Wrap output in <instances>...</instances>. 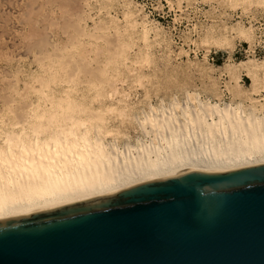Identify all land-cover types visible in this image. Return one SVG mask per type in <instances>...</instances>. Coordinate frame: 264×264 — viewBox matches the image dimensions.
<instances>
[{"label":"bare ground","instance_id":"bare-ground-1","mask_svg":"<svg viewBox=\"0 0 264 264\" xmlns=\"http://www.w3.org/2000/svg\"><path fill=\"white\" fill-rule=\"evenodd\" d=\"M0 2L2 1L0 0ZM122 2H123L122 6L124 8L123 15L125 18L123 19L126 20V23L129 26H131V28L134 29V33H132L131 31L133 35H135L136 37H139L140 39L142 38L145 45H150V41L158 42V39H160V41H163L161 34L159 33L160 29L157 26L159 23H156L153 20L152 21L149 20L148 15L145 14V11L142 6L137 4L135 0H122ZM1 4H0V7H1ZM25 5H27V3ZM56 6L58 7L57 4ZM38 7L37 9L35 8L37 11H35L34 9V12H33L32 10L33 14H35V12H39ZM53 7L54 6H52V8ZM84 7H86V5ZM160 8H162V5ZM30 9H32V6ZM40 9L41 8H39V10ZM3 13L5 14V12ZM16 13H19V12L16 11ZM16 13L13 12V15L14 14L16 15ZM32 13H30V15H32ZM66 15L69 16L68 13L65 14V16ZM81 15H84V14L81 12ZM28 16L29 14H27L26 19L28 18ZM58 16L60 15L58 14ZM73 16H71V19L73 18ZM77 16L80 17V14H77ZM41 17L43 18V16ZM51 17L52 15L50 16V18ZM140 17L142 18L139 19ZM6 19H8V21L11 20L10 18H6ZM110 19L113 21L111 22V24L113 23L112 25L113 28L115 30L118 29V35H124L125 34L124 32L127 33L126 28L128 27L124 28V30H120L121 26L119 27V24L122 20L118 19L117 15L116 17L112 16ZM30 20L28 21L30 22ZM56 21H57V18H56ZM75 21L76 20H74V22ZM22 22L24 21L22 20ZM14 23L16 24V22ZM150 23L152 25H150ZM25 24L22 26H26ZM7 25L9 26L10 24H7ZM40 25H41V22H40ZM84 26L85 25H83V27ZM94 26H95V23H94ZM238 26H239L238 28H234L231 30L233 31L232 33L233 38L231 40L230 38L226 37V39L217 40L218 42L216 41L219 45L218 48H221L223 50H228V48L233 49L234 46H233L232 40L234 39L244 40L246 42H252L253 34H252V31H250V29L255 31L253 24L249 28H245L244 25H241L240 23L238 24ZM65 28H66L65 30H67V27ZM88 28H90V26H88ZM34 29H35V26H34ZM81 30H85V29L82 28ZM99 31L101 32V30ZM115 33L117 34V32ZM62 34H66L67 36V32H62ZM88 34L90 33L88 32ZM43 35H44V32H43ZM43 35L41 37L42 38L41 40H37L35 36V39H34L35 42L33 46H31L32 44L30 45V47H32L34 50L39 51L38 52L39 55L48 54L46 52L44 53V50L46 51L44 47L48 44L50 45V41L52 40L51 39L52 37L51 38L48 37L50 34H47L45 36ZM151 35L154 36L153 40H150ZM7 36H5L4 38H6ZM31 36L32 35L29 36L30 37L29 41L31 40ZM89 36H91V34ZM18 37L17 39H19ZM206 37L207 36H205V40H207ZM115 39H116V36H115ZM2 41L3 40H1V43ZM25 41L23 40L22 43L25 44L24 43ZM103 42L106 43L105 41ZM5 43L6 45H8L7 41H5ZM30 43H32V41L29 42V44ZM72 43L70 40L69 44H72ZM122 43L124 44L123 41ZM84 44L82 43V45ZM4 45L5 44L3 43L2 48H4ZM107 45L109 44H106V46ZM25 46L23 45V47ZM124 46L126 45L125 44L122 45V47ZM5 49H2V50H5ZM54 49L55 48H53V50ZM141 49L142 48L140 47V50ZM23 50L24 49H21V51ZM32 50L30 48L31 52ZM59 50H61V53H62V48L58 49L57 52ZM12 51L13 50H11V52ZM51 51H49V53ZM106 51H108V53L110 52V50L108 49ZM9 52L7 54L8 58L10 57ZM121 52L118 54V57L119 55H121ZM53 53L54 51L51 52L53 57L57 55L60 58L62 57L60 56V54L56 55ZM95 53L100 54V50L98 51L96 50ZM11 55L13 56V54ZM135 58H137V56H135ZM127 59L128 58H126V60ZM129 59L132 60L131 57ZM260 59L259 60L249 59L246 61H241L237 64L234 63L235 65H230V64L225 65L227 74L229 72V74L232 77L231 80L234 77L238 78L237 75L242 74V73H244L251 80V86L249 90H246V91L242 90L241 88L242 86H240L238 83L235 84L236 85L235 87H233L234 90L232 89L233 92L231 93L234 94L235 98H239L241 100L240 103L238 104L236 103L235 106L229 105L225 108H222L218 103H217L218 105H215V104L213 105L212 102L210 101L204 102L201 99H195L197 96H199L198 94H189V93L187 94L186 93L188 96L187 98L188 101L189 102L193 101L194 107L190 108L188 105H186L183 108L182 105H180L178 101H175L178 103L173 104L174 107L172 106L173 107L172 109L175 110L178 108L180 109L181 112L177 113L176 110L166 111L164 108L163 112L165 111L166 113H163L160 111L159 107L156 108L155 106L150 105L149 106V110L151 111L150 115L152 114L153 115L151 116V118L147 117L146 115L145 121H141L139 119V116L141 112L143 111V109H141L136 103H134V101L132 102L130 96L121 95L123 94L122 90H121L122 93L119 92V89L122 86L121 87L119 86L120 88L116 86L118 82L115 83L116 81L114 80H116V78L113 76V72L115 69L111 70L112 71L111 74L115 79L109 75L110 71H108L107 68L110 64H112L110 59L107 60L106 63L103 65L100 61H99L100 64L99 62L97 64L96 63L93 64L90 61L88 62L85 59H81L78 61L76 60L77 63L73 62V64L68 62L65 64L60 63L58 65H53V66H57L61 68L60 72L62 69L65 70L64 73L66 77H63V80L61 81L62 83H65L66 85H63V84L61 86L59 85L57 89L56 88L52 89L50 93H41L40 92L41 90L39 91L36 88H33L34 90L29 89L28 90L29 92L26 90L27 93L25 94L27 95L24 96V95H20V92L18 91L19 96L23 97L21 99L25 100L24 102L20 101L21 100L20 97H17L15 99L12 98V96L10 95H12L14 92L11 91L12 89L10 90L7 86L6 88L9 89L10 90L9 92H12V94L10 93L9 96L4 95V97H1L2 95H0V98H1L0 116H2L3 113L6 112L7 110L8 111L12 110V112L14 113L13 115L15 117H14L13 123L10 122L9 124H6L5 128H2L0 126V221L13 218L16 216H20V215H23L28 212L38 210L41 208L114 195L116 193H119L133 186H136V185L148 182V181L167 179V178H170L174 175L180 174L188 170H198V171H205V172H224V171L235 170V169H240L244 167L264 164V96L262 99L255 98V96L261 95V92H260L261 90H264V86L263 88H260V86L264 85V59L263 60L262 59L260 60ZM61 60H59V62ZM38 62H39L38 63L39 65H37L36 63L37 69L33 70L32 68V70L29 73H27V75L28 76L30 75L31 77H33L34 82L37 81V82H40V84H43V83L45 84L46 81L44 77H43V80H42V77H35L39 73L44 72L43 70H45L46 68V64L45 66L41 64V62L44 63V61H41V62L38 61ZM193 64L195 66L194 62ZM112 65L114 68L116 67L114 64ZM126 66L128 68L127 69L128 71L132 72L133 70H135V68L134 69L130 68V65H126ZM126 66H125V69H126ZM47 69H48V64H47ZM117 70L119 71L120 69L116 67V71ZM61 73L64 75L63 72ZM81 73H83L85 76H83ZM104 74H105V77L103 76ZM106 75H108L109 77ZM12 76L15 77L14 75ZM79 77H81L79 80L83 82L81 84V86L82 85L83 86L80 87V84L75 83L77 84V86L75 85L76 90L72 89L70 84L72 82H75L76 80L79 81L78 80ZM102 77H104L105 79ZM141 77L139 78V80L141 79ZM144 77H145V74H144ZM64 78H66L68 81L64 80ZM112 78L114 79L113 83L110 82L112 81ZM13 79L14 78H12V80ZM15 79L13 81H15ZM18 79L20 78H17V80ZM56 79H55V82H56ZM143 79L147 81L146 77ZM6 80L9 81V79H6ZM57 80H59V78ZM150 80L149 82L151 84L152 82ZM235 80L236 79L234 78L233 80L234 83H235ZM119 82L121 81L119 80ZM6 83L7 85H9L8 83L10 82H5V84ZM27 83H29V81ZM27 83L26 84L24 83V85L29 87ZM16 84L18 83L16 82ZM106 84L110 85V87L106 86L110 88V91L108 90L107 92L101 95L92 94V92H94L95 89L98 90L101 85H106ZM137 84H139V82ZM158 84H160V82ZM130 85H129V88H130ZM141 85L142 87H144V82ZM160 85L162 86V84ZM211 85H208V86L212 87L213 85L212 86ZM11 86L14 87L15 85L13 84ZM216 86L218 85L216 84L215 87ZM226 86H227L226 88H228V87H231L232 85L229 84ZM6 88H2L1 91L3 92V90ZM125 93L127 94L128 92H125ZM146 93H144V97L145 95L146 96L148 95ZM32 94H35V95H32ZM118 95H121V96H118ZM216 96L219 98V101L222 102L221 100L222 97L219 94ZM175 99H176V96H175ZM246 100H248L251 103L250 106H246L244 104ZM16 102H19L18 103L19 105H21L20 102H23V105L21 106V108L20 109L18 108V114L16 113V110H17V107H19V105ZM162 107H165V106L162 105ZM143 114L145 115V113ZM136 124L139 125V127H141L142 131L147 135V137L150 138L149 139L150 142H148V145L146 143H145L146 145H143L144 140H143V143L140 140V142L142 143L141 145L143 146V149L142 150L137 149L136 151L138 152L136 151L134 152L132 147L127 144L126 145L123 144V147L124 146L125 147L124 149H122L121 147L117 145V142H119L118 140H121L123 138H128V137L130 138L129 131L130 130L136 131L137 129L135 127ZM191 135H194L195 138H198V139H200L201 137H204L206 140H208V143L207 142L206 143L209 144L208 150L210 151L208 150L207 151L209 153L211 152V154L213 155L214 157L213 161L211 162L201 161L196 158L195 152L190 154L185 150L187 149L186 147L188 146L187 141H186L188 136L193 139V136L191 137ZM190 138L189 140H192ZM195 138H194V141H195ZM185 141H186L187 146H185V149H184ZM190 142H193V140ZM196 144H199V142ZM202 144L203 143L199 144V148ZM159 145L161 146L158 147ZM196 153L198 154V152Z\"/></svg>","mask_w":264,"mask_h":264},{"label":"rangeland","instance_id":"rangeland-1","mask_svg":"<svg viewBox=\"0 0 264 264\" xmlns=\"http://www.w3.org/2000/svg\"><path fill=\"white\" fill-rule=\"evenodd\" d=\"M1 1L3 2V3L0 2V4L2 3L1 7H0V9H1L0 10V24H1V26H0V36H1L0 39L3 40L2 43L0 40V43H1L0 44V85H2V86H0L1 87L0 88V95H2L1 97H4V95L9 96L10 93L12 94V92H9L11 89H12L11 91H13L14 93L10 96H12V98H14V99L17 97H20V99H21L23 97L19 96L18 91L20 92V95H24V96L27 95V94H25V93H27L26 90L27 91L29 89L34 90L33 88H36L39 91L41 90L40 91L41 93H50L52 91V89H54V88L57 89L59 85L60 86L62 84L66 85L65 83H62V81H61V80H63V77H66L65 73H64L65 70H63V69H62L63 71L61 70V72L64 73V75H63L60 72L61 68H59L57 66H53V65H58L60 63L65 64L68 62L73 64V62L77 63V61L81 60V59H85L88 62L90 61L93 64L94 63L97 64L100 61L103 65L106 63L107 60L110 59L112 64H114L116 67H118V69H120L119 71L118 70L116 71V67L114 68L112 64H110L108 66L107 70L110 71L109 75L111 77L114 76L116 78V80H114L115 78L113 77L114 79L112 78V81H110V82H112V83L114 81H116L115 83L118 82L116 84V86H118V87L122 86L123 87V89H122V87L121 88L119 87L120 89L118 88L119 92L122 93V91H123V94H121V95L130 96L131 101L132 102L134 101V103H136L141 109H143L144 112L143 111L141 112L139 119L141 121H145L146 115L149 118H151V116L153 115V114L150 115L151 114V111L149 110L150 105L155 106L156 108L159 107L161 112H163L164 108L166 111L174 110V109H172L174 107L173 104H176L178 102L180 105H182L183 108L186 105H188L190 108L194 107L193 101L189 102L187 99L188 93L189 94H198L200 97L197 96L195 99H201L204 102L210 101V102H212L213 105L219 104L222 108H225L229 105L235 106V104L240 103L241 100L239 98H235L234 94L231 93L234 90L233 87H235L236 86L235 84L238 83L240 86H242L241 87L242 90H245V91L249 90V88L251 86V80L244 73H242V74L237 75L238 78L234 77L237 80V82L235 80V83H234V81H233L234 78L231 80L232 77L229 74V72L227 74V70L225 69V65H227V64L235 65L241 61H246L249 59H252V60H256V59L259 60L260 58L262 60L264 59V6H263L264 0H250V1L249 0H135V2L137 4H139L140 6L143 7L145 14L148 15L149 20H151V21L153 20L156 23H159L157 26L160 29L159 33L161 34L163 41H160V39H158V42L157 41L156 42L150 41V45H145L142 38L140 39L139 37H136L135 35L132 34V33H134V29L131 28V26H129L126 23V20H124L125 18L123 15L124 8L122 6V4H123L122 0H109L110 2L108 0H90L91 2L89 0H86V2H85V0H79V1L78 0H69V1H67V0H61V1L60 0H48V1L47 0L46 1L45 0H35V1H33L32 0L33 3L31 0L30 1L29 0H25V1L24 0H18V1L17 0H1ZM230 1H232V2H230ZM20 2H21V4H20ZM25 2L27 3L28 6L25 5L26 4ZM34 2H35V4H34ZM42 2H43V4H42ZM83 2H85V3H83ZM9 4L10 5L12 4V5L10 6ZM30 4L32 6V9H30L31 8ZM44 4H45V6H44ZM56 4L58 5V7L56 6ZM160 4L162 5V8H160L161 7ZM33 5H35L37 7L41 5L40 7H38L39 12H35V14L32 13V10L34 12V9L35 8L37 9V7H35ZM85 5H86V7H84ZM157 5H159V6H157ZM52 6H54L55 8L54 7L52 8ZM39 8H41L40 9L41 11L39 10ZM26 9H27V11H28V9H29V11L30 10L31 11L27 12ZM36 9H35V11H37ZM50 9H51V11H50ZM2 10H3V12H5V14L2 12ZM69 10H70L71 14H70ZM244 10H245V12H244ZM16 11L19 13H16ZM13 12L16 13V15L15 14L13 15ZM81 12L84 15H81ZM30 13H32V15H30ZM67 13L69 16H67V15L65 16V14H67ZM6 14L7 15L9 14L11 17L9 15L7 16ZM18 14H19V16H18ZM27 14H29V16L26 19ZM48 14L50 16L52 15V17L50 18V16ZM58 14L60 16H58ZM77 14H80L81 18L79 16H77ZM116 15H117L118 19L122 20L119 24V27L121 26L120 30H124V28L128 27V28H126L128 34L126 32H124L125 34L123 33L125 35V37H124V35H118V29L115 30L112 26L113 23L111 24V22H113V21L110 18L112 16L116 17ZM16 16H18V17H16ZM41 16H43V18ZM62 16L65 18H63ZM71 16H73L72 19H71ZM5 17L10 18L11 20L8 21V19H6ZM66 17L67 18L69 17L68 20ZM23 18H25V19H23ZM56 18H57V21H56ZM141 18L142 17H140L139 19H141ZM5 19L7 20L8 23L6 22ZM16 19H17V21H16ZM91 19H92V21H91ZM22 20L24 22H22ZM28 20H30L31 23ZM74 20H76L77 22L76 21L74 22ZM20 21L22 24L20 23ZM68 21H70L71 23ZM98 21H99V23H98ZM14 22H16V24ZM40 22H41V25H40ZM2 23H4V24H2ZM94 23H95V26H94ZM102 23H104L105 25ZM239 23L241 25H244L245 28H249L253 24L255 31L250 29V31H252V34H253L252 42H246L244 40L234 39V40H232L233 46H234L233 49L228 48V50H223L221 48H218L219 45L217 43L218 42L217 40H223V39H226V37L230 38V40H231L233 38L232 37L233 31H231V30L234 28H238ZM7 24H10L11 26L10 25L8 26ZM24 24L26 26H22ZM30 24H31V26H30ZM49 24H51V25H49ZM83 25H85L84 26L85 28L83 27ZM103 25H104V27H103ZM150 25H152V24L150 23ZM34 26H35V29H34ZM47 26H48V28H47ZM58 26H60L61 28ZM88 26H90V28H88ZM96 26L98 29L96 28ZM231 26H233V27H231ZM6 27L8 30L6 29ZM8 27L9 28L11 27V28L9 29ZM65 27H67L68 31L65 30L66 29ZM122 27H123V29H122ZM17 28H19L20 30ZM50 28H51V30H50ZM82 28L85 30H81ZM95 28H96V30H95ZM88 29H89V31H88ZM99 30H101V32ZM85 31H86V33H85ZM94 31H96V32H94ZM131 31H132V33H131ZM24 32H25V34H24ZM43 32H44V35H43ZM46 32H48V33H46ZM62 32H67V36H66V34H62ZM88 32L91 34V36H89L90 34H88ZM115 32H117V34ZM77 33H78V35H77ZM130 33L132 34V36ZM47 34H50V35L52 34L51 36L50 35L48 36L50 38L52 37L51 38L52 43L49 39L50 45L48 44V45H46L47 47L46 46L44 47V49H46V51L44 50V53L46 52L48 54L47 55H42V54L39 55L38 54L39 51L34 50L32 47H30V45L32 44L31 46H33V44L35 42V40H34L35 36H36L37 40H41L42 35L45 36ZM30 35H32V36H31V40L29 41ZM108 35H110V36H108ZM5 36H7V37L4 38ZM18 36H20V37H18ZM25 36H26V38H25ZM100 36L103 40L100 38ZM115 36H116V39H115ZM168 36H169V38H168ZM205 36H207L206 37L207 40H205ZM8 37H9V39H8ZM17 37L19 39H17ZM27 37H28V39H27ZM76 38L79 39L83 44L85 43L84 45H86V46L82 45V43L79 40H77ZM119 38H121V39H119ZM153 38H154V36L151 35L150 40H153ZM15 39H16V41H15ZM107 39L109 40V42ZM8 40H10V41H8ZM13 40H14V42H13ZM18 40H19V42L21 40V42L19 43ZM23 40L24 41L26 40L24 42L25 44L22 43ZM70 40H71V43L73 42L72 44H69ZM5 41L8 42L7 43L8 45H6ZM31 41H32V43L29 44V42H31ZM103 41H105L106 43H104ZM122 41L124 42V44L126 46L122 47V45H124L122 43ZM58 42H60V43H58ZM88 42H90V43H88ZM3 43L5 44L4 48H2ZM119 43H120V45H119ZM106 44H109V45H107L108 47L106 46ZM114 44L116 45V47ZM19 45L20 46L22 45V46L20 47ZM23 45L24 46L26 45V46L23 47ZM18 46H19V48H18ZM12 47L15 49V51ZM57 47H59V48H57ZM109 47L110 48L112 47L111 48L112 50ZM126 47H127V49H126ZM140 47L142 48L141 50H140ZM30 48H31V50L33 49L32 52L33 51H35V52L32 53L30 51ZM53 48H55L56 51H55V49L53 50ZM61 48H62V53H61V50H59L57 52V50L61 49ZM2 49H5V50H2ZM21 49H24V50L21 51ZM107 49L110 50L109 53H108V51H106ZM9 50H10V52H9ZM11 50H13V51L11 52ZM51 50L54 51L53 54H56V55L60 54V56L63 57V58L61 57L62 60L60 57H58V55L54 56L56 58L55 59L51 54V52H53ZM96 50L97 51L100 50V54L95 53ZM7 51L9 52V55H10L9 58H11V59L8 58V55H7L8 52ZM49 51H51V52L49 53ZM14 52H15L16 56H15ZM120 52H121V55H119V57H118V54ZM27 53H29V54H27ZM11 54H13V56ZM36 54H38V55H36ZM61 54H63V55H61ZM48 55H49V57H48ZM84 55H86V56H84ZM168 55H170V56H168ZM18 56H20V57H18ZM135 56H137V58H135ZM117 57H118V59H117ZM130 57L132 58V60L129 59ZM43 58L45 60L47 59L50 62H48L47 60L45 61ZM126 58H128V59L126 60ZM63 59H64V61H63ZM59 60H61L62 62L61 61L59 62ZM72 60H74V61H72ZM38 61H40V62L44 61V63L41 62V64L44 66L46 64V68H45V70H43L44 72L39 73L35 77H42V80L44 77L45 81H46L45 84L44 83L40 84V82H37V81H36L37 82L36 83L33 81V77H31L30 75L29 76L27 75V73H29L32 70V68H33V70L37 69V65H39ZM100 62H99V64H100ZM193 62L195 63V66H194ZM36 63H37V65H36ZM196 63H197V65H196ZM47 64H48V69H47ZM208 64H209V66H208ZM123 65H124V67H123ZM126 65H130V68H133V69L135 68L136 71L135 70H133L132 72L128 71L127 70L128 68ZM125 66H126V69H125ZM51 67H52V69H51ZM200 69H201V71H200ZM111 70H114V72H115V73L113 72V76L111 74L112 73ZM120 71H122L123 74ZM23 72H25V73H23ZM16 74H18V75H16ZM81 74L83 76H85L83 73H81ZM144 74H145L147 81L145 79H143V78H145ZM12 75H14L15 77H13ZM103 76L105 77V74ZM106 76H108V75H106ZM104 77H102V78H104ZM140 77H141L142 81H141V79L139 80ZM12 78H14V79L16 78L15 81L18 84H16V82L13 81L14 79L12 80ZM17 78H20V79L17 80ZM56 78L57 79L59 78V80H57ZM80 78L81 77H79L78 80ZM117 78L121 82H119V80ZM6 79H9V81ZM55 79H56V82H55ZM148 79L149 80L152 79V80H150L152 82L151 84H150ZM163 79H164V81L165 80L166 81L164 82ZM64 80L68 81L66 78H64ZM101 80H103V79H101ZM28 81H29V83H27ZM76 81L72 82L70 84L72 89H75L76 88L75 85L77 86V84H80V87L83 86V85L81 86V84L83 83L81 80H79L77 82ZM5 82H10L11 85L14 84L16 87L11 86L10 83H8L9 85H7V83L5 84ZM41 82H43V81H41ZM48 82H49V84H48ZM51 82L54 84V86ZM138 82H139L140 86H139V84H137ZM143 82H144L145 88L142 87V85H141V84H143ZM159 82H160V84H162V86L160 84H158ZM24 83L25 84L27 83L29 85V87L24 85ZM75 83H77V84H75ZM215 83L218 85V86H216L217 88L215 87V85H216ZM146 84H148V85H146ZM229 84L232 85L231 86L232 88L231 87L226 88L227 87L226 85H229ZM129 85H130V88H129ZM208 85H211L212 87H210ZM7 86L10 90L6 88ZM106 86L110 87L109 84L101 85L100 86L101 88L99 87L98 90L95 89L94 92H92V94H100L101 95V94L107 92L108 90L110 91V88H108ZM263 86L264 85L260 86V88H263ZM2 88H6V89H4L2 92L1 91ZM15 89H16V91H15ZM23 90H25V91H23ZM7 92H9V93H7ZM125 92H128V93L126 94ZM260 92H261L262 96L261 95L255 96V98H257V99L263 98L264 90H261ZM144 93L148 94L147 96H149V95L150 96L147 97L145 95V97H146L145 98ZM218 94L222 97V99H221L222 102H220L219 98L216 96ZM32 95H35V94H32ZM121 95H118V96H121ZM153 95H155L156 97ZM175 96H176V99H175ZM135 98H137V99H135ZM132 99H134V100H132ZM20 101L24 102L25 100L21 99ZM162 101H163V103H162ZM175 101H178V102H175ZM0 102H1V98H0ZM23 102H20L21 105L18 104L19 102H16L19 105V107H17V110H16L17 114H18V108L19 109L21 108V106L23 105ZM161 103L165 107H162ZM244 104L246 106H250L251 103L248 100H246V102ZM175 110L177 113L181 112L180 109H178V108ZM9 111L7 110L6 112L3 113L2 116H0V126L2 128H5L6 124H9L10 122L13 123V121H14V117H15L13 115L14 113L12 112V110L10 112ZM143 113H145V115ZM163 113H166V112L164 111ZM135 127L137 128L136 131H134V130L129 131L130 132L129 133L130 138L128 137V138H123L121 140H118L119 142H117V145L119 147L124 149L125 146L123 147V144H125V145L127 144V145L131 146L135 152L137 149H141V150L143 149V146L141 145L143 143V140H144L143 145H146V144L148 145V142H150V140H149L150 138L147 137V135L142 131V129H141V127H139V125L136 124ZM192 136H193V139L190 138L189 136L186 139L188 146L186 145V141H185L184 149H185V146H187L186 147L187 149H185V150L190 154L195 152L196 158L201 160V161H205V162L213 161L214 160L213 155L211 154V152L210 153L208 152V151H210V150H208V147H209V144H207L208 140H206L204 137H201L202 138L201 139L199 136L200 139H198V138H195L194 135H191V137ZM189 138L192 139L193 142H190L192 140H189ZM194 138H195L196 142L194 141ZM140 140L142 141V143L140 142ZM198 140H200V141H198ZM198 142H199V144L203 143L200 146V148H199V144H196ZM139 146H140V148H139ZM160 146L161 145H159L158 147H160ZM136 152H138V151H136ZM196 152H198V154Z\"/></svg>","mask_w":264,"mask_h":264},{"label":"water","instance_id":"water-1","mask_svg":"<svg viewBox=\"0 0 264 264\" xmlns=\"http://www.w3.org/2000/svg\"><path fill=\"white\" fill-rule=\"evenodd\" d=\"M0 264H264V164L1 220Z\"/></svg>","mask_w":264,"mask_h":264}]
</instances>
